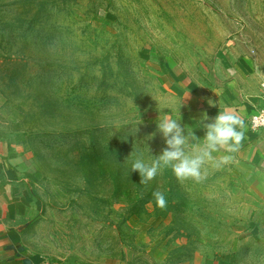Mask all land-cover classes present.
<instances>
[{
  "label": "rangeland",
  "instance_id": "374dc122",
  "mask_svg": "<svg viewBox=\"0 0 264 264\" xmlns=\"http://www.w3.org/2000/svg\"><path fill=\"white\" fill-rule=\"evenodd\" d=\"M181 2L0 0V138L47 204L29 241L53 264H264V172L234 158L199 181L131 171L167 147L158 106L181 116L147 48L236 37L264 78V0H207L196 28L176 25L196 24Z\"/></svg>",
  "mask_w": 264,
  "mask_h": 264
},
{
  "label": "crops",
  "instance_id": "0c3cea01",
  "mask_svg": "<svg viewBox=\"0 0 264 264\" xmlns=\"http://www.w3.org/2000/svg\"><path fill=\"white\" fill-rule=\"evenodd\" d=\"M181 3L175 8L176 19H194L186 13L194 12L196 24L176 25L206 27L202 12H207V0ZM192 50L191 55H159L147 48L141 58L155 60L166 90L181 108V121L197 136H205L203 124L212 122L219 111L227 109L239 114L247 131L237 151L230 155L264 172V129L255 132L249 125L250 115L262 107L264 100V78L257 59L236 37L208 53L205 47L197 45ZM205 113L208 119H204ZM46 209L45 200L26 178L22 159L11 144L0 138V264H53L29 241L31 229ZM251 230V236L257 240L258 227ZM220 262L233 263L215 264Z\"/></svg>",
  "mask_w": 264,
  "mask_h": 264
},
{
  "label": "clouds",
  "instance_id": "9594fccd",
  "mask_svg": "<svg viewBox=\"0 0 264 264\" xmlns=\"http://www.w3.org/2000/svg\"><path fill=\"white\" fill-rule=\"evenodd\" d=\"M165 109L168 107L158 106L160 114L155 123L167 147L150 160H146L141 153L131 161V171L139 173L140 183L153 180L158 173L169 168L178 180L199 181L203 178L206 166L220 167L229 163L232 160L230 153L236 152L245 138V120L227 109L219 111L212 122L203 124V138L197 137L189 127H182L180 116L175 115L174 111L166 112ZM204 119H208L207 113ZM155 134L152 133L148 138L152 139ZM222 150L225 154L216 155ZM153 195L158 206H166L163 192L156 191Z\"/></svg>",
  "mask_w": 264,
  "mask_h": 264
},
{
  "label": "built area",
  "instance_id": "2783aa9c",
  "mask_svg": "<svg viewBox=\"0 0 264 264\" xmlns=\"http://www.w3.org/2000/svg\"><path fill=\"white\" fill-rule=\"evenodd\" d=\"M249 125L252 130L259 132L264 129V100L261 108L256 109L249 119ZM51 264V263H50Z\"/></svg>",
  "mask_w": 264,
  "mask_h": 264
},
{
  "label": "trees",
  "instance_id": "16d2710c",
  "mask_svg": "<svg viewBox=\"0 0 264 264\" xmlns=\"http://www.w3.org/2000/svg\"><path fill=\"white\" fill-rule=\"evenodd\" d=\"M219 264H227V263L220 262Z\"/></svg>",
  "mask_w": 264,
  "mask_h": 264
}]
</instances>
